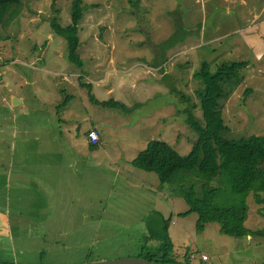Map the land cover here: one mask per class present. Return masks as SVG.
<instances>
[{
  "label": "rangeland",
  "instance_id": "rangeland-1",
  "mask_svg": "<svg viewBox=\"0 0 264 264\" xmlns=\"http://www.w3.org/2000/svg\"><path fill=\"white\" fill-rule=\"evenodd\" d=\"M72 3L23 0L19 17L12 19L14 6L0 25V162L15 155L19 160L15 144L31 154L34 146L22 143L20 131L39 133L33 130L35 120L46 122L40 134L57 135L54 124H47L48 115L71 97L63 110L68 121L61 127L57 151L71 146V152L79 151L76 144L94 126L102 136L96 158L80 150L89 151L79 161L80 179L69 178L66 169L58 173V186L71 187L74 180L82 192V217L43 222L48 210L36 208L46 202L36 199L18 217L14 181L9 220L0 198V264H92L144 257L158 245L144 242L154 212L173 218L172 259L180 264L188 254L190 264H264L263 237L226 236L218 223L200 232L199 216L181 217L189 207L170 186L163 188L154 173L131 165L150 141L167 142L182 156L191 152L197 136L185 113L195 105V116L202 120L194 75L203 61L214 70L225 61L248 62L244 83L227 103L223 119L230 140L264 137V0H83L82 68L69 61L66 40L49 26L52 18L62 27L70 25ZM174 37L184 42L170 48ZM89 91L98 102L112 101L126 111L92 104ZM14 99L23 105L13 107ZM7 113L19 118L16 126L7 123ZM73 162L74 157L63 158V164ZM24 184L35 197L36 185ZM247 203L246 229L264 231V201L257 204L250 197Z\"/></svg>",
  "mask_w": 264,
  "mask_h": 264
},
{
  "label": "trees",
  "instance_id": "trees-1",
  "mask_svg": "<svg viewBox=\"0 0 264 264\" xmlns=\"http://www.w3.org/2000/svg\"><path fill=\"white\" fill-rule=\"evenodd\" d=\"M22 3L23 0H0V25L14 6L18 10L12 11V19L19 17ZM83 17V0H73L70 25L62 27L56 18L49 22L52 32L66 40L69 61L79 68L83 67L79 52V24ZM180 42L184 39L180 41L174 37L169 46L175 48ZM247 66V61H225L214 70L210 62L203 61L194 75L199 82L195 96L202 120L195 116V105L189 106L185 113L187 125L197 136L191 152L182 156L167 142L150 141L131 161L137 169L154 173L163 188L170 186L174 194L186 202L189 209L181 217L197 214L200 232L205 225L218 223L223 235L236 239L264 238L263 230L251 231L245 227L249 209L247 200L252 197L257 204L264 201V137L230 140L227 137L229 128L223 119L227 103L244 83ZM82 88L91 89L87 84H82ZM89 96L96 106L126 111L124 106L112 101L98 102L91 91ZM71 99L68 97L61 107H66ZM151 218L144 242L154 241L158 245L152 253L140 258L162 264H180L172 259L175 253L170 234L173 218L167 219L158 212ZM189 258V254L185 256L184 264H190Z\"/></svg>",
  "mask_w": 264,
  "mask_h": 264
},
{
  "label": "crops",
  "instance_id": "crops-1",
  "mask_svg": "<svg viewBox=\"0 0 264 264\" xmlns=\"http://www.w3.org/2000/svg\"><path fill=\"white\" fill-rule=\"evenodd\" d=\"M254 18L258 17L257 14H253ZM102 81H99L101 83ZM20 102V105H23V100ZM71 102V101H70ZM69 102V103H70ZM17 105V106H20ZM13 106V107H17ZM38 108V107H37ZM66 107H56L55 112L53 114L48 115L47 124H54L51 129H55V134H51L49 136H43L42 130L46 122L45 121H36V125L33 130H36L39 133L34 134V131L28 132L27 129H22L20 133L23 137V144L25 145H31L33 144L34 150H31V154H29L30 151H26L27 154H24L25 151H19L18 145L16 146V151L19 156V160L16 161V155L14 157L8 158L6 161L0 162V198L4 199L5 206H6V213L5 217L7 220L11 217V209H12V198L11 195V189H12V183L16 181V188L18 189V197H17V211L19 212V216L23 218L24 215L27 213V207L28 203H31L32 199H36L38 201H45L46 205L43 206V203H40L36 209H38L40 212L48 210V214L44 216L43 222H49V220H53L52 222L58 221V220H69V221H78L82 217V207L79 205V202L81 201V195L82 192L80 189L76 186L77 184H74L72 181L71 187H63L61 185L58 186V173L63 169L67 170V174L69 175V178L72 177V175L76 177H80L81 173L78 169H81V163L79 161L86 160L88 152L90 151V155H94L93 158H96V150L102 143V136L99 133L98 129L94 126L92 129L87 131L85 133V139L84 142H79L76 144V149L79 151L77 152H71L73 149V146L69 147L67 150H62L63 152L57 151V144L59 143V140L62 138L61 127H64V122H67L68 120L64 118L63 110L66 109ZM62 112V113H61ZM34 115L37 116V112H33ZM61 113V114H60ZM8 115V124H12L13 126H16L19 118L13 114L7 113ZM36 116L34 119H36ZM26 119L30 116H23ZM17 129V128H15ZM96 130L99 133L100 136V143L99 144H93L90 142V139L88 138V134L90 131ZM24 131V132H23ZM17 136V135H16ZM1 142H3L2 139H0ZM26 149V148H25ZM23 149V150H25ZM30 149V148H28ZM89 150L84 151L83 153L80 152V150ZM67 157L68 159H75V163L72 164H63V158ZM66 165V166H64ZM33 172V173H30ZM32 177V178H31ZM48 177L52 178L53 180H48ZM30 179V180H29ZM80 179V178H79ZM31 181L32 184H35L38 188L37 194L35 193V197H33L32 193L26 188L24 182ZM29 192V193H28ZM27 193V195H25ZM38 195H41V198L38 197ZM86 199V197H85ZM32 205V203H31ZM54 210L55 214L60 216L57 217L55 214H51L50 210ZM84 213L83 218H87V208L84 207ZM7 214V216H6ZM27 215H31V212ZM1 220V217H0ZM46 220V221H45Z\"/></svg>",
  "mask_w": 264,
  "mask_h": 264
},
{
  "label": "water",
  "instance_id": "water-1",
  "mask_svg": "<svg viewBox=\"0 0 264 264\" xmlns=\"http://www.w3.org/2000/svg\"><path fill=\"white\" fill-rule=\"evenodd\" d=\"M17 105H20V102H17L14 99L13 106H17ZM92 264H162V262H152L142 258H124V259H117L112 261L92 262Z\"/></svg>",
  "mask_w": 264,
  "mask_h": 264
},
{
  "label": "built area",
  "instance_id": "built-area-1",
  "mask_svg": "<svg viewBox=\"0 0 264 264\" xmlns=\"http://www.w3.org/2000/svg\"><path fill=\"white\" fill-rule=\"evenodd\" d=\"M88 138L90 139V142L93 143V144H99L100 143V136H99V133L96 131V130H92L89 132L88 134ZM192 258H194L192 256ZM202 259L204 261L208 260V257L206 255H204L202 257Z\"/></svg>",
  "mask_w": 264,
  "mask_h": 264
}]
</instances>
